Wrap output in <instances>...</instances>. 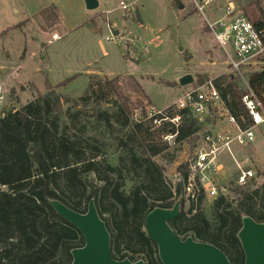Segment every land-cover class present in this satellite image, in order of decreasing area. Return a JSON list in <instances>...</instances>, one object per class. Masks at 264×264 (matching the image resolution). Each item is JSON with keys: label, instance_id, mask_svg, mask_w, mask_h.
<instances>
[{"label": "trees", "instance_id": "1", "mask_svg": "<svg viewBox=\"0 0 264 264\" xmlns=\"http://www.w3.org/2000/svg\"><path fill=\"white\" fill-rule=\"evenodd\" d=\"M256 2L258 15L247 18L264 32V9ZM39 16L51 26L62 20L55 4L42 9ZM213 82L239 126H252L237 78L220 75ZM248 83L264 102V69L252 72ZM47 89L18 108L4 109L0 116V264L72 261L71 251L84 245V237L56 213L49 199L83 213L95 199L110 232L115 259L163 264L145 219L155 207H173L183 185L179 182L174 188L156 158L175 160L184 147L192 155L201 130L215 116L201 120L182 109L178 126L162 122L155 132L154 119L160 115L148 117L142 111L135 118L127 98L109 101L108 93L99 92L94 84L79 100H66V109L49 81ZM169 133L177 134L174 144L162 138ZM110 143L118 155L116 164L109 158ZM176 170L186 179L187 161H178ZM258 177L264 178V170ZM205 200L200 196L196 206L188 207L183 200L180 215L169 224L182 238L213 244L232 264H245L238 232L244 216L264 222V182L254 178L247 187H231L229 193L212 200L208 214Z\"/></svg>", "mask_w": 264, "mask_h": 264}, {"label": "rangeland", "instance_id": "2", "mask_svg": "<svg viewBox=\"0 0 264 264\" xmlns=\"http://www.w3.org/2000/svg\"><path fill=\"white\" fill-rule=\"evenodd\" d=\"M132 1L134 10L120 8ZM196 1L99 0V7L89 10L84 0H0V85L5 92L0 116L4 109L18 108L38 92L46 93L48 81L63 97L65 109L69 107L66 100H79L94 84L99 92L108 93L109 101L127 98L135 118L142 111L150 115L153 108L177 103L186 92L220 75L235 76L245 94L249 75L264 69V57L244 67L242 77L235 75L208 27L209 21L223 15L228 0L206 5L202 12ZM231 1L251 18L258 15L256 1L264 9V0ZM51 4L58 6L62 19L52 26L39 16ZM112 32L116 39L109 41ZM184 75H191L193 81L181 85ZM254 133V142L235 145L234 152L241 159L250 157L251 166L259 172L264 170V123ZM108 153L116 164L118 155L111 143ZM189 156L184 147L175 160L156 158L174 188L178 161ZM222 160L226 166L223 179L235 187L234 161L227 152ZM256 179L264 182L263 177ZM212 200L203 204L207 214Z\"/></svg>", "mask_w": 264, "mask_h": 264}, {"label": "built area", "instance_id": "3", "mask_svg": "<svg viewBox=\"0 0 264 264\" xmlns=\"http://www.w3.org/2000/svg\"><path fill=\"white\" fill-rule=\"evenodd\" d=\"M220 0H199L196 5L199 11L204 6L212 5ZM135 2L123 3V10H134ZM223 15L213 22H208V27L213 33L218 45L228 56L231 71L242 77L244 67L264 57V32L258 30L255 25L240 12L233 1L228 0L224 7ZM113 32L108 37L109 41L115 40ZM247 85V80L243 79ZM4 86L0 85V103L4 101ZM244 104L252 118V126L241 128L236 118L229 112L220 91L213 80H208L196 89L186 92L177 103H173L164 109L156 110L148 117L160 115L154 123L159 126L162 122H171L178 126L181 115L178 111L188 109L195 117L203 120L206 116H215L216 120L209 124V128L200 135L192 155L185 161L188 163V177L185 179L176 170L177 182H182L183 193L180 198L188 205H197L198 198L214 199L221 194H227L231 185L225 183V164L222 154H230L237 168L238 175L235 185L247 187L252 180L257 178L258 172L251 166V159L239 158L235 152V145L246 146L255 141L254 128L264 123V102L257 97L255 92L247 85V91L243 95ZM175 134L163 135L162 138L174 144ZM177 183V184H178ZM179 198V199H180Z\"/></svg>", "mask_w": 264, "mask_h": 264}, {"label": "water", "instance_id": "4", "mask_svg": "<svg viewBox=\"0 0 264 264\" xmlns=\"http://www.w3.org/2000/svg\"><path fill=\"white\" fill-rule=\"evenodd\" d=\"M87 9L99 7V0H84ZM117 34V33H116ZM193 81L191 75L179 79L181 85ZM183 199L173 207H155L145 219L149 237L157 244L158 255L163 264H232L227 254L213 244L182 238L169 224L181 213ZM49 204L58 215L74 225L82 233L85 243L72 249V261L68 264H147L144 259H115L111 253V235L99 214L95 199H91L86 212L76 211L60 200L49 199ZM245 254V264H264V222L244 216L238 232Z\"/></svg>", "mask_w": 264, "mask_h": 264}, {"label": "crops", "instance_id": "5", "mask_svg": "<svg viewBox=\"0 0 264 264\" xmlns=\"http://www.w3.org/2000/svg\"><path fill=\"white\" fill-rule=\"evenodd\" d=\"M116 33H118V31H116ZM35 82V81H34ZM38 88H41L39 85H38ZM40 91H42V89H39ZM176 103V102H174ZM173 104V103H172ZM171 105V104H170ZM166 108V107H165ZM226 167V166H225Z\"/></svg>", "mask_w": 264, "mask_h": 264}]
</instances>
